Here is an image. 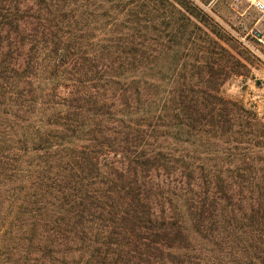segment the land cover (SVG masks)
I'll list each match as a JSON object with an SVG mask.
<instances>
[{"label":"trees","instance_id":"1","mask_svg":"<svg viewBox=\"0 0 264 264\" xmlns=\"http://www.w3.org/2000/svg\"><path fill=\"white\" fill-rule=\"evenodd\" d=\"M191 0H0V264H264V118Z\"/></svg>","mask_w":264,"mask_h":264},{"label":"rangeland","instance_id":"2","mask_svg":"<svg viewBox=\"0 0 264 264\" xmlns=\"http://www.w3.org/2000/svg\"><path fill=\"white\" fill-rule=\"evenodd\" d=\"M191 1L218 23L225 41L222 45L245 66L241 75L232 76L224 83L222 96L264 118V15L244 0Z\"/></svg>","mask_w":264,"mask_h":264},{"label":"built area","instance_id":"3","mask_svg":"<svg viewBox=\"0 0 264 264\" xmlns=\"http://www.w3.org/2000/svg\"><path fill=\"white\" fill-rule=\"evenodd\" d=\"M250 7H252L255 11H257L259 14L264 15V0H244ZM257 34L256 32H254ZM259 35V34H258ZM252 51L259 56L260 54L258 51L252 49ZM260 57V56H259Z\"/></svg>","mask_w":264,"mask_h":264}]
</instances>
